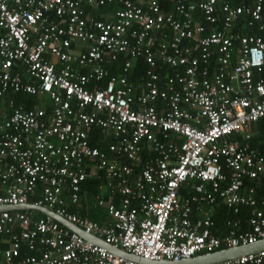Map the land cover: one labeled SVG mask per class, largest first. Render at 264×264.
<instances>
[{"label":"built area","instance_id":"obj_1","mask_svg":"<svg viewBox=\"0 0 264 264\" xmlns=\"http://www.w3.org/2000/svg\"><path fill=\"white\" fill-rule=\"evenodd\" d=\"M174 1L171 13L159 0H0V208H47L154 262L264 239V194L244 185L264 183V152L249 144L264 117V0ZM114 3L111 20L93 16ZM119 56L129 58L110 75ZM139 57L149 69L136 86ZM20 93L51 110L16 106L8 96ZM93 129L111 136V157L91 146ZM101 176L93 207L108 221L69 212ZM217 200L233 214L253 208L244 229L228 223L218 238L211 211L191 219ZM38 214L0 210V264H142ZM216 264H264V250Z\"/></svg>","mask_w":264,"mask_h":264},{"label":"trees","instance_id":"obj_2","mask_svg":"<svg viewBox=\"0 0 264 264\" xmlns=\"http://www.w3.org/2000/svg\"><path fill=\"white\" fill-rule=\"evenodd\" d=\"M160 4L162 5V10L167 12L174 11V0H159ZM194 1V0H191ZM120 8L119 3H114L112 5H107L103 8H96L92 10V14L96 19H101L103 21L111 20L112 16ZM235 28V27H234ZM240 33L245 34L247 31L245 28H240ZM264 36V34H261ZM155 50V47L153 46ZM129 58V56H119L118 60L111 65L105 66L108 70L110 75H119L122 69L124 62ZM133 67L129 73V80L134 85L141 86L143 84L144 79L146 78V73L149 69L148 65L146 64L144 58L139 57L133 60ZM168 74L171 73V69L165 68ZM157 71V70H156ZM158 72V71H157ZM12 98L15 101L16 106H21L23 109L29 110L34 108H44L47 112L51 110L50 103L47 99L39 98L37 96H31L27 94H14L9 95L8 98ZM253 130V137L249 141L251 148L258 149L259 152H264V117L259 119L252 127ZM90 137V144L92 147H96L101 152L106 153L108 157H111L107 153V147L112 142V138L109 134L103 133L100 130L93 129L89 134ZM103 181V177L101 176L100 179H88L82 186L84 189V198L82 199L81 203L78 205H69L68 210L69 212L78 215L79 217L87 218L90 221L96 223H104L108 219L107 215L104 213L103 210L93 207L94 204V197L98 191L97 186ZM193 185L194 182H187L181 185L179 190V199L182 201L193 194ZM245 187H253L257 190L258 194H264V183H257L253 180L245 179L244 180ZM38 195V193H37ZM67 191L64 192L63 197L67 198ZM201 211L197 212L196 209L193 210L191 219L195 220L199 217H202L206 212H212V220L213 226L210 228L211 232L214 236L221 238L226 233L228 227V223L238 221L239 228L244 229L247 219L252 215L253 208L251 207H241L238 214H233L231 208L227 207L222 201L217 200L212 205L203 204L201 206ZM38 217H43L41 214H38ZM1 245V244H0ZM3 245V243H2ZM1 245V246H2ZM27 254H30L27 249L21 250V256L25 257Z\"/></svg>","mask_w":264,"mask_h":264},{"label":"water","instance_id":"obj_3","mask_svg":"<svg viewBox=\"0 0 264 264\" xmlns=\"http://www.w3.org/2000/svg\"><path fill=\"white\" fill-rule=\"evenodd\" d=\"M34 210L39 212L40 214L50 217L54 221L58 222L63 227L68 230L79 235L85 242L92 243L94 245L100 246L106 249L108 252L115 254L116 256L122 257L127 260H132L135 262H140L142 264H216L221 263L228 260H233L240 258L242 256H246L249 254H255L264 250V239L257 241L254 244H249L245 246H239L235 248H227L218 250L213 253L198 255L189 259H183L179 262H168V261H160L154 262L150 260L140 259L139 257L128 254L124 250L120 248H114L109 244H106L102 239L97 238L93 235H89L84 232L80 227L76 226L73 223L68 222L62 216L57 215L54 211H51L47 208L35 207L32 205H21V206H8L2 207L0 210Z\"/></svg>","mask_w":264,"mask_h":264},{"label":"crops","instance_id":"obj_4","mask_svg":"<svg viewBox=\"0 0 264 264\" xmlns=\"http://www.w3.org/2000/svg\"><path fill=\"white\" fill-rule=\"evenodd\" d=\"M242 28H244V26H242ZM108 219V218H107ZM108 221V220H107Z\"/></svg>","mask_w":264,"mask_h":264},{"label":"bare ground","instance_id":"obj_5","mask_svg":"<svg viewBox=\"0 0 264 264\" xmlns=\"http://www.w3.org/2000/svg\"><path fill=\"white\" fill-rule=\"evenodd\" d=\"M194 210V209H193Z\"/></svg>","mask_w":264,"mask_h":264}]
</instances>
